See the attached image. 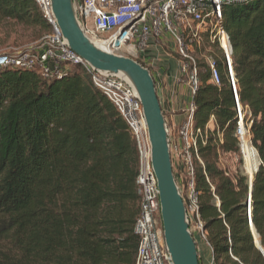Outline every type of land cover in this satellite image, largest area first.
Instances as JSON below:
<instances>
[{
	"label": "trees",
	"instance_id": "trees-1",
	"mask_svg": "<svg viewBox=\"0 0 264 264\" xmlns=\"http://www.w3.org/2000/svg\"><path fill=\"white\" fill-rule=\"evenodd\" d=\"M0 22L50 31L34 0H0ZM223 24L233 35L238 97L252 121L259 168L250 197L246 175L223 165L242 163L232 92L203 74L195 126L214 115L218 128L198 149L194 192L216 264H264L251 230L264 253V0L225 7ZM136 166L126 124L81 67L60 80L0 69V264H134Z\"/></svg>",
	"mask_w": 264,
	"mask_h": 264
},
{
	"label": "built area",
	"instance_id": "built-area-1",
	"mask_svg": "<svg viewBox=\"0 0 264 264\" xmlns=\"http://www.w3.org/2000/svg\"><path fill=\"white\" fill-rule=\"evenodd\" d=\"M240 1L73 0L77 21L91 41L137 63L149 52L155 51L159 56H155L147 67L143 66L148 71L162 60L174 65L172 80L186 91L189 100L182 111L183 120L176 138L169 134L172 167L175 169L182 165L186 169L188 180L185 207L194 221V231L210 251L208 264H216V259L212 247L206 242L199 220L198 202L194 192V168L196 163L203 166L198 149L207 144L208 134L214 129L217 130L218 126L214 115L209 116L203 128L195 126L194 96L203 74L208 76V83L217 89L221 88L222 81L225 80L232 92L236 116L234 135L244 167L245 154L248 151L257 154L252 145V121L248 108L242 106L238 97L231 37L223 24L224 8ZM34 2L50 31L36 46L28 50L0 54V69L35 71L45 80H60L71 66L82 68L91 84L115 106L135 144V184L139 210L133 227L138 238L134 264H171L163 240L157 179L139 99L123 79L95 70L69 49L53 17L51 0ZM203 38L208 39L219 55L207 56L201 67L194 52L200 50ZM216 142L218 145L223 144V136L219 132ZM247 214L250 217V198L247 202ZM249 223L251 225L250 220Z\"/></svg>",
	"mask_w": 264,
	"mask_h": 264
},
{
	"label": "water",
	"instance_id": "water-1",
	"mask_svg": "<svg viewBox=\"0 0 264 264\" xmlns=\"http://www.w3.org/2000/svg\"><path fill=\"white\" fill-rule=\"evenodd\" d=\"M51 8L62 37L73 53L95 70L120 77L134 90L148 130L167 254L171 264H199L197 243L190 232L187 209L174 176L168 128L150 72L104 46L97 47L87 38L77 21L73 0H51ZM249 183L251 197L253 179ZM254 245L264 258L260 245L255 244V238Z\"/></svg>",
	"mask_w": 264,
	"mask_h": 264
},
{
	"label": "rangeland",
	"instance_id": "rangeland-1",
	"mask_svg": "<svg viewBox=\"0 0 264 264\" xmlns=\"http://www.w3.org/2000/svg\"><path fill=\"white\" fill-rule=\"evenodd\" d=\"M42 34L43 32H41L39 28L26 27L13 22H0V54H13L28 50L29 48L36 46L40 42L41 38L44 36ZM229 34L230 37L233 36L232 33ZM194 54L195 56H197L198 61L202 67L204 65V59L207 56L219 55V52H217V50L210 45L207 38H203L201 41L200 50H197L196 52H194ZM173 57H176L175 54H173ZM168 132L171 137H174L175 134L172 128H168ZM247 154H249V152ZM257 164L258 155L256 156L255 153L252 152L248 165L252 176L254 171L256 170ZM223 165L233 174L246 175V166L244 167L243 163L236 162L235 159L227 158L226 161L223 162ZM173 171L181 195L183 194L186 199L188 180L186 169L181 165L178 168H173ZM246 179L248 180L247 175ZM188 218L190 224V232L192 235H194L197 233L196 231H194V221L192 217L190 218L189 214ZM204 256L205 258L207 257L206 255Z\"/></svg>",
	"mask_w": 264,
	"mask_h": 264
},
{
	"label": "crops",
	"instance_id": "crops-1",
	"mask_svg": "<svg viewBox=\"0 0 264 264\" xmlns=\"http://www.w3.org/2000/svg\"><path fill=\"white\" fill-rule=\"evenodd\" d=\"M155 56H159L155 51L149 52L139 63L147 67ZM149 71L154 83H156V93L167 128L173 129L174 138H176V133L183 120L182 111L186 107L189 97L181 86H177L173 82L174 65L171 62L162 60L156 65L154 64ZM192 236L197 243L199 264H208V259L210 258L209 249L206 247L205 242L200 239L198 233ZM204 255L207 257L205 258Z\"/></svg>",
	"mask_w": 264,
	"mask_h": 264
},
{
	"label": "bare ground",
	"instance_id": "bare-ground-1",
	"mask_svg": "<svg viewBox=\"0 0 264 264\" xmlns=\"http://www.w3.org/2000/svg\"><path fill=\"white\" fill-rule=\"evenodd\" d=\"M95 44H96V46L97 47H99V48H101V44L100 43H98V42H94ZM249 152V154H245V166H246V175L248 176V180H249V182L250 181H252V175H251V171H250V169L248 168V165H249V160H250V157H251V153L252 152H250V151H248ZM255 153V152H254ZM255 155L257 156V154L255 153ZM259 160V159H258ZM248 168V169H247ZM251 230L253 231V234H254V238H255V244L257 245V246H259V242H258V239H257V237H256V235H255V231H254V228H253V226H252V228H251Z\"/></svg>",
	"mask_w": 264,
	"mask_h": 264
}]
</instances>
